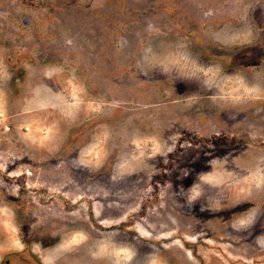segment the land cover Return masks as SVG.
<instances>
[{"label": "rangeland", "instance_id": "374dc122", "mask_svg": "<svg viewBox=\"0 0 264 264\" xmlns=\"http://www.w3.org/2000/svg\"><path fill=\"white\" fill-rule=\"evenodd\" d=\"M19 254L264 264V0H0V264Z\"/></svg>", "mask_w": 264, "mask_h": 264}, {"label": "flooded vegetation", "instance_id": "af4514ba", "mask_svg": "<svg viewBox=\"0 0 264 264\" xmlns=\"http://www.w3.org/2000/svg\"><path fill=\"white\" fill-rule=\"evenodd\" d=\"M19 257L13 258V259H7L5 264H33V260L25 257V255L19 254ZM15 262V263H14Z\"/></svg>", "mask_w": 264, "mask_h": 264}]
</instances>
